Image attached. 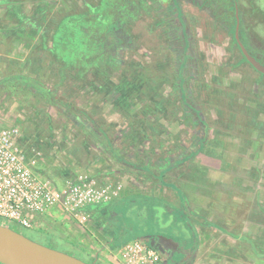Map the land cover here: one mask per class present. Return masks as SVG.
Masks as SVG:
<instances>
[{"label":"rangeland","instance_id":"1","mask_svg":"<svg viewBox=\"0 0 264 264\" xmlns=\"http://www.w3.org/2000/svg\"><path fill=\"white\" fill-rule=\"evenodd\" d=\"M236 2L244 29L263 46L261 59L241 34L243 43L264 65V0ZM179 5L171 23L163 0H0V130L16 128L34 173L59 189L79 176L120 186L119 197L90 209L117 244L160 237L177 248L174 263L197 247L192 223L198 249L188 264H264V77L242 62L230 30L188 1L183 13ZM174 50L180 59L173 62ZM191 51L197 63L189 83L207 139L164 174L194 143L192 122L177 118L174 85ZM100 130L124 150L127 165L103 150ZM50 215L78 225L59 208ZM182 220L190 227L179 228ZM0 223L99 264L75 238Z\"/></svg>","mask_w":264,"mask_h":264},{"label":"built area","instance_id":"2","mask_svg":"<svg viewBox=\"0 0 264 264\" xmlns=\"http://www.w3.org/2000/svg\"><path fill=\"white\" fill-rule=\"evenodd\" d=\"M18 130H0V219L24 229L38 228L36 216L61 209L80 226L88 223V208L119 197L120 186L97 185L87 176L64 182L61 189L40 179L34 171V159H26L17 146ZM9 226V225H6ZM122 264H157L160 254L145 241L124 243L118 252Z\"/></svg>","mask_w":264,"mask_h":264},{"label":"trees","instance_id":"3","mask_svg":"<svg viewBox=\"0 0 264 264\" xmlns=\"http://www.w3.org/2000/svg\"><path fill=\"white\" fill-rule=\"evenodd\" d=\"M187 1L186 0H172V3L173 4H171L170 5V7H167V9H166V11H167V19H168V21L169 22H171L172 23V21L173 20H171L173 17H172V15H171V13H170V11H171V8H173V6H176V3L179 5V4H181L182 5V3H186ZM190 3L192 2V1H189ZM191 4H193V5H195L199 10H202V11H205L206 12V14L211 18V20L213 21V23L214 24H219L221 27H223V28H225V29H228V30H230V34L234 37V29H235V24H236V19H235V7H237V10H238V17H239V37L241 36V34L244 36V37H247L248 39H249V41H250V43L252 44V47H253V49L251 48V51L253 50L254 51V53H255V55H257V57L259 58V59H261V55H260V52L262 51V48H263V46H262V48H260L258 45H259V40L257 39V37L250 31V29H244V27H246L247 26V24H245V23H243V21H242V18H240V16H239V10H241V12H243V9L241 8V7H239L238 6V4H237V2H236V0H199L198 2H197V4H195V3H191ZM181 5H179V9L181 10V12H182V9H181ZM219 12H222L223 13V15L225 14V17L228 19L227 21H224V20H219L218 19V17H216L215 16V14H217V13H219ZM183 13V12H182ZM182 13H181V16L183 17H181V19H180V21H181V23H182V19L183 20H185V16L184 15H182ZM169 16L170 17H172V18H169ZM241 17H242V15H241ZM185 24H187V22H186V20H185ZM185 24H183V25H185ZM186 26V25H185ZM244 29V30H243ZM190 33V43H191V46H192V34H191V32H189ZM127 34V32H125V35ZM114 36H116L115 34H114ZM127 36V35H126ZM129 41H131L130 40V38L128 39ZM127 40V41H128ZM240 40H241V42L243 43V39H242V36L240 37ZM116 41H119V40H116ZM131 43V42H130ZM232 45H233V47L235 48V49H237V50H239V48H238V45L236 44V42H235V40H233L232 41ZM243 45H244V43H243ZM245 46V45H244ZM120 50H123V48H119ZM129 49V48H128ZM192 50H193V48H192ZM177 51H179V50H174V52L175 53H173V62H174V59H177L178 58V54H177ZM192 53H191V56H192V58L190 59V63H188V64H186L185 66H181L183 69V71H182V76H186L187 78L189 77V74L192 76V78H193V76L195 75V70H194V68L196 67V63L197 62H194L193 61V58L195 57V55H194V52L193 51H191ZM264 53V52H263ZM254 55V54H253ZM254 55V56H255ZM256 57V56H255ZM256 57V58H257ZM180 58H178L177 59V61L179 60ZM243 60L244 61H246L244 58H243ZM263 62H264V59L262 60ZM174 69H175V71H174V78H175V80H177V75H178V73H179V71H180V69L178 68V67H175V64H174ZM184 69H185V72H184ZM194 72V73H193ZM188 74V75H187ZM261 75V74H260ZM190 76V77H191ZM261 77H264V75H261ZM185 79H182V82L180 83V81H176V89H177V92H178V95L180 96H183L182 95V93L185 91L184 89H182V83H183V81H184ZM185 82V81H184ZM188 82V81H187ZM186 82V83H187ZM180 88H181V90H180ZM186 92H188V94L190 93V89L188 88V90L186 89ZM188 98H190V95H188ZM53 101H54V99H52ZM152 100V99H151ZM191 100V99H190ZM152 102V101H151ZM153 102H156L154 99H153ZM67 105H69V104H67ZM70 106V105H69ZM74 109H77L76 107H74ZM78 114H84L83 116L87 119V118H89V116L87 115V114H85V113H82V112H79ZM196 123H197V121H196ZM93 124H95V123H93ZM89 131H91L90 129H88ZM98 130V129H97ZM101 131V130H100ZM93 135H94V133H93ZM95 136H97L96 138L98 139V138H103L102 140H105V142L102 144V148H103V150H106V152L107 153H109L111 156H112V158L113 159H116L117 161H119L120 163H123V164H128L127 162H126V156H125V154L123 153L124 152V150L123 149H119V148H116L115 146H114V143L112 142V138H110V137H108L105 133H104V131L102 130L101 131V135H98V134H95ZM101 140V141H102ZM97 141V140H96ZM103 142V141H102ZM203 145H204V142H199V141H196V142H194L193 143V146L195 147V146H197V149L196 150H194V151H192V152H190V154L189 155H186V154H184L183 155V157H181V158H179L178 159V161H176L175 160V163H177L178 162V164L179 163H183V162H185L190 156H193L194 154H196V153H198L200 150H202V148H203ZM168 163V162H167ZM175 163H169V167H171V169H172V167L174 166V164ZM177 164V165H178ZM176 166V165H175ZM130 167H132L131 165H130ZM170 169H168L167 171H169ZM166 172V171H165ZM164 172V173H165ZM183 221V220H182ZM181 222V221H180ZM184 222V221H183ZM185 223V225H186V228L185 229H187V228H189L190 226H191V232H190V234L192 235V236H194V238H195V243L197 244V242H198V235H197V233L195 232V230H194V228L192 227V223H191V225L189 226V223H186V222H184ZM194 223V222H193ZM1 224V223H0ZM180 224V223H179ZM177 225L179 228H182L180 225ZM1 225H5V224H1ZM9 227H11V226H9ZM13 230H15V231H17V232H19L20 233V230H18V229H16V228H13V227H11ZM19 228H21V227H19ZM24 235V234H23ZM49 235H52V234H49ZM197 241V242H196ZM193 248H195V247H193ZM262 255V254H261ZM260 254H259V256H261ZM262 257H264V255H262ZM187 263H189V262H186V263H184V264H187ZM160 264V263H159ZM166 264H170L169 262H167Z\"/></svg>","mask_w":264,"mask_h":264},{"label":"crops","instance_id":"4","mask_svg":"<svg viewBox=\"0 0 264 264\" xmlns=\"http://www.w3.org/2000/svg\"><path fill=\"white\" fill-rule=\"evenodd\" d=\"M1 82V81H0ZM1 86V83H0ZM90 208H88V212L90 215L89 224L84 226H78L76 224L71 225L70 227H65L62 224L56 223L54 218L50 214L45 216H36L34 218L35 222H39L38 228L42 229L45 234H58L69 237L75 238L78 243L84 244L85 248L90 252V258L94 260V262H98L99 264H122L121 261L118 260V252L120 247L124 244H117L113 235L105 232V228L107 227V223H103V225H99L98 223L94 222L92 212ZM97 211V210H95ZM102 216V215H100ZM39 220V221H37ZM180 223V224H179ZM178 224L182 228H186L184 222H179ZM105 232V235L103 234ZM197 233V231L195 230ZM189 236V235H188ZM198 240V239H197ZM127 243V242H126ZM174 245V244H173ZM186 247V246H185ZM173 248H176L175 246ZM198 249V242L197 247L191 248L189 251L188 248H184V251L178 254V261L171 263L174 261V255L177 253V250L170 251L169 256L162 257V262L160 264H166L169 262L170 264H184L192 260V257L196 250ZM173 252V253H171ZM158 263V264H159ZM188 264V263H187Z\"/></svg>","mask_w":264,"mask_h":264},{"label":"water","instance_id":"5","mask_svg":"<svg viewBox=\"0 0 264 264\" xmlns=\"http://www.w3.org/2000/svg\"><path fill=\"white\" fill-rule=\"evenodd\" d=\"M234 38L247 63L259 74L264 75V65L251 56L238 35L239 17L235 7ZM163 254L161 247L149 245ZM0 264H88L74 256L37 243L11 227L0 224Z\"/></svg>","mask_w":264,"mask_h":264},{"label":"flooded vegetation","instance_id":"6","mask_svg":"<svg viewBox=\"0 0 264 264\" xmlns=\"http://www.w3.org/2000/svg\"><path fill=\"white\" fill-rule=\"evenodd\" d=\"M160 1H162V0H160ZM164 2L165 1H167V7H170V5L172 4V0H163ZM186 1H192L191 3H195V4H197V2L199 1V0H186ZM152 2H156L157 3V0H152ZM187 3V2H186ZM150 5H151V3H150ZM160 6V5H159ZM172 10V9H171ZM170 13H171V11H170ZM235 30V29H234ZM238 35H239V30H238ZM127 38H129V36L127 37ZM239 39H240V37H239ZM233 40H235V38L232 36V41ZM241 41V40H240ZM235 42H236V40H235ZM242 43V42H241ZM237 44V43H236ZM243 44V43H242ZM251 45V48L253 49V47H252V44H250ZM244 46V45H243ZM233 47V46H232ZM245 47V49L247 50V52L251 55V56H253L249 51H248V49H247V47L246 46H244ZM239 48V47H238ZM233 49H235L234 47H233ZM237 52H238V54L240 55V57H241V60H242V62H244L245 64H247L248 66H250L248 63H247V61H244L243 60V58H244V56L242 55V53H241V51H240V49L239 50H237V49H235ZM115 51H120V49L119 50H115ZM254 57V56H253ZM255 58V57H254ZM245 59V58H244ZM256 59V58H255ZM250 68H252L251 66H250ZM252 70H254L253 68H252ZM255 71V70H254ZM188 75V74H187ZM191 75L189 74V77L187 78L186 76H183L184 78L183 79H185L184 81H183V86H182V89H184L185 91L182 93V95L183 96H179L178 94V102H179V104H180V108H181V111H182V113H180V114H178L177 115V118L180 120V121H183V122H181V123H190V122H192V123H190V124H192L193 126L192 127H194V129H193V131H194V135H193V137L192 138H194L193 140H194V142H196V141H199V142H204V144H205V142H206V139H207V137H206V133H207V129H203L202 128V130L201 131H199V129L201 128V127H204L205 126V120H203V113H202V109H201V106H200V104H198V103H196L197 102V100L195 99V97H194V94H193V90L191 89V86H190V83H189V81L190 80H194V77H195V75L193 76V78H192V76L190 77ZM176 81V80H175ZM188 81V83H186ZM174 85H175V88H176V82H174ZM188 88L190 89V93L188 94V92H186V89L188 90ZM188 95H190V98L189 99H187L188 98ZM190 99H191V102H192V104H191V106H189L188 105V103L190 102ZM157 103V102H156ZM158 103H160V102H158ZM193 105V106H192ZM189 107H191L192 109L190 110V109H188ZM197 114H199V115H201L202 116V122H199L198 120H197V118L195 117ZM188 117H190V118H188ZM196 121H197V123H196ZM199 133V134H198ZM204 146V145H203ZM197 149V146H193V144H192V146H189V147H185V153L184 154H186V155H189L190 154V152H192V151H194V150H196ZM202 149H204V148H202ZM199 152H201V150L199 151ZM198 152V153H199ZM198 153H196V154H198ZM196 154H194L193 156H190L188 159H192L194 156H196ZM187 159V160H188ZM186 160V161H187ZM185 161V162H186ZM185 162H183V163H185ZM183 163H177L178 165H176V166H179L180 164H183ZM176 166H173L172 167V169H174ZM172 169H170L169 171H171ZM169 171H166L165 173H167V172H169ZM164 173V174H165ZM170 218H172L171 216H169ZM153 239V246H155L156 248H159V247H161L162 248V250H163V254H161V252L159 251V250H157L156 249V251H158L159 252V254H160V261L162 262V255H164V256H166V257H168L169 256V253H170V251H172V249L173 250H177V248H173L174 247V245L173 244H171V243H169L168 241H166V240H164V239H162V238H160V237H157V238H149L148 240H145V242L148 244V245H150L151 244V240ZM171 253H173V252H171ZM166 254V255H165ZM159 261V262H160ZM158 262V263H159ZM157 263V264H158Z\"/></svg>","mask_w":264,"mask_h":264}]
</instances>
